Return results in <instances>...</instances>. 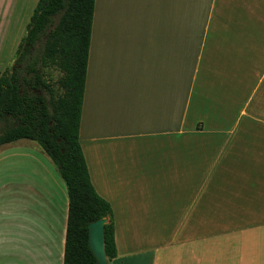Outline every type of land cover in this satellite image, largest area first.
<instances>
[{
    "label": "crops",
    "instance_id": "crops-1",
    "mask_svg": "<svg viewBox=\"0 0 264 264\" xmlns=\"http://www.w3.org/2000/svg\"><path fill=\"white\" fill-rule=\"evenodd\" d=\"M38 2L0 0V78ZM91 30L80 144L109 264H264V0H96ZM21 143L1 147L0 264H64L66 184Z\"/></svg>",
    "mask_w": 264,
    "mask_h": 264
},
{
    "label": "trees",
    "instance_id": "trees-1",
    "mask_svg": "<svg viewBox=\"0 0 264 264\" xmlns=\"http://www.w3.org/2000/svg\"><path fill=\"white\" fill-rule=\"evenodd\" d=\"M96 0H39L14 68L0 78V148L36 143L58 168L69 197L64 264H98L89 226L107 220L106 254L117 257L113 210L91 182L80 144ZM40 49L39 56L33 52ZM62 74L52 85L51 71Z\"/></svg>",
    "mask_w": 264,
    "mask_h": 264
},
{
    "label": "water",
    "instance_id": "water-1",
    "mask_svg": "<svg viewBox=\"0 0 264 264\" xmlns=\"http://www.w3.org/2000/svg\"><path fill=\"white\" fill-rule=\"evenodd\" d=\"M106 224L107 220H101L89 226V246L98 264H109L104 235Z\"/></svg>",
    "mask_w": 264,
    "mask_h": 264
},
{
    "label": "rangeland",
    "instance_id": "rangeland-1",
    "mask_svg": "<svg viewBox=\"0 0 264 264\" xmlns=\"http://www.w3.org/2000/svg\"><path fill=\"white\" fill-rule=\"evenodd\" d=\"M10 43V41H8V44ZM10 50V48H8V51ZM39 54H40V49H37V50H35L34 52H33V56L34 57H36V56H39ZM16 65V61H15V63H14V65H13V67L12 68H14V66ZM11 68V69H12ZM51 76H52V85H57V82H58V80L62 77V74L59 72V71H57V69L56 70H52L51 71ZM22 145H24V144H31L29 141H22V143H21ZM32 144H35V143H32ZM14 145H16V144H13V146ZM10 149H12V148H9V149H7V147L6 148H1L0 149V154H2V153H5V151L6 150H10ZM42 150V149H41ZM41 152V151H40ZM46 158H47V160H50V159H48V157H47V155H46ZM50 162V161H49ZM50 164H52V163H50ZM54 166V165H53ZM54 168L56 169V170H58V168L57 167H55L54 166ZM58 174V176H59V178H60V175H59V173H57Z\"/></svg>",
    "mask_w": 264,
    "mask_h": 264
}]
</instances>
